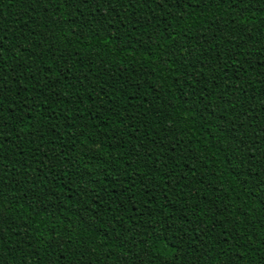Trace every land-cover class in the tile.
<instances>
[{
	"label": "trees",
	"instance_id": "1",
	"mask_svg": "<svg viewBox=\"0 0 264 264\" xmlns=\"http://www.w3.org/2000/svg\"><path fill=\"white\" fill-rule=\"evenodd\" d=\"M110 3L101 31L89 8L0 0L8 87L36 95L47 129L33 142L7 119L15 104L3 113L0 264H264V184L236 175L264 153V0ZM148 15L164 38L142 47L124 17ZM197 80L222 112L192 104ZM164 162L172 175L148 181Z\"/></svg>",
	"mask_w": 264,
	"mask_h": 264
},
{
	"label": "snow or ice",
	"instance_id": "2",
	"mask_svg": "<svg viewBox=\"0 0 264 264\" xmlns=\"http://www.w3.org/2000/svg\"><path fill=\"white\" fill-rule=\"evenodd\" d=\"M53 0H28V3H37V4H51ZM108 2L109 7L106 11H101L102 5ZM122 4H126L129 7H135L137 4H148L152 5L155 4L161 9L165 8H179L181 5H184L185 7H199L201 3L204 2V0H195V4L192 3V0H120ZM211 2V0H209ZM219 2H223V0H219ZM233 3L236 2V0H232ZM59 3L64 4L65 6H71L75 8L77 11L81 7L89 8L93 12L98 13V18L95 19V27L98 30L101 31H107L111 28L112 26V20L110 19V13H111V3L110 0H59ZM240 3H243V0H240ZM47 11V8L44 9ZM245 9H238L237 10V15H242L243 11ZM170 14V13H169ZM124 19H127L129 21L130 25L134 26H139L144 30L145 35L147 36V39L141 44L142 47L149 45L152 43V38L153 36L156 37L157 41L161 40L164 38V33L162 31L157 32L155 29L158 27L159 21L157 18L153 15H148V16H140L136 17V19L133 21L130 16H125ZM179 19H183V16H180ZM103 21V23L101 22ZM116 24L122 25L123 20H117ZM134 30V28H133ZM152 32L151 36H148L149 32ZM6 39V37H0V51L3 49V40ZM45 39H48L45 37ZM205 43H210V41H204ZM169 61L167 57L164 59L163 63L167 64ZM251 63H255V60L251 61ZM18 67V65H17ZM49 71H51V66H49ZM154 74V73H153ZM264 75V73H261ZM59 76L62 77L63 73H59ZM47 82L46 77H41ZM10 83V78L8 77V72L7 70L3 69V57L0 56V133H2L3 128L7 127L6 124H4V116L3 113L6 111L8 107H10L12 104L16 105V111L13 115L8 116L7 119L10 121H15L17 125H21L19 132L22 135H31L33 138V142L36 139H42L43 138V131L47 130L45 129L44 125L41 123V121L38 118H33L32 116L29 115V112L31 109H38L40 101L37 100L36 95L34 94H29V89L28 88H22L18 89L17 91H13L12 88L8 87ZM199 81H195L191 87L199 91V96L196 95L195 92H193L191 96V102L195 106L197 102L199 101L200 103V110L201 111H208L209 108L214 109V111H223V109L220 107L219 101L220 97L217 96L215 97L216 103H205V100L208 97L212 96V92L207 89L206 86L204 87H198ZM138 87V86H137ZM37 89V85L33 84L32 85V92L35 93ZM6 93H11L13 96L19 97V103L17 101H9L6 103L8 100V97L6 96ZM140 101L138 100L137 103ZM227 103H231L228 101ZM23 109V111H21ZM37 115H39L37 113ZM83 118V113H81V117ZM129 127L131 125L129 124ZM226 131H232L230 124L229 126H225ZM85 148V152L88 153L90 151H93V149H90L86 145H82ZM177 147H179V144H177ZM175 151V149H172ZM242 152H247V149H240ZM147 157L151 156V153H146L145 154ZM187 159V157H185ZM246 163H251L250 161H246ZM251 167H256V165H251ZM163 169L164 171H161ZM151 173L147 179L148 181H151L155 175H159L161 178L165 176H171L172 172L171 169L169 168V165L167 162L161 163L160 167H154L151 169ZM236 175L239 177L243 175V180L242 183L246 184L248 182V179L251 176L256 177L257 184L256 186L259 187L260 184H264V153L261 154V162L260 166L256 169L255 173L251 172V169L248 171H238ZM3 183V180H0V184ZM167 185H165L166 187ZM186 187V185H185ZM3 195V192L0 191V196ZM155 198V197H153ZM55 211H58V209H54L52 212V215L55 214ZM108 211H113V209H108ZM150 215V213H149ZM5 219V217L0 216V222ZM83 220H86V218H81ZM98 219V217H94L92 222L88 223L89 227H93V224L95 220ZM172 229L175 231V225L173 224ZM154 230V226H153ZM62 241H59L55 237V233H53L52 237L49 239V247H59ZM3 241L0 240V247H2ZM81 247L85 248L87 250L88 247H90V244L88 242H84L81 244ZM81 258L85 256V253H81ZM171 256V254H169ZM52 264V262H50ZM55 264H72V262L69 261H64V258L58 257ZM84 264H91L90 261L85 260ZM123 264H127V261H124Z\"/></svg>",
	"mask_w": 264,
	"mask_h": 264
}]
</instances>
